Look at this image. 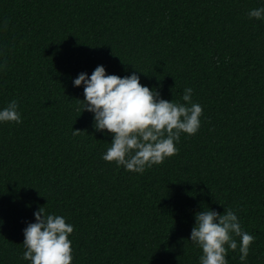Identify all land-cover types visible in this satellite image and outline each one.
Segmentation results:
<instances>
[{
    "label": "trees",
    "instance_id": "trees-1",
    "mask_svg": "<svg viewBox=\"0 0 264 264\" xmlns=\"http://www.w3.org/2000/svg\"><path fill=\"white\" fill-rule=\"evenodd\" d=\"M264 0H0V264L23 259L35 212L73 226L72 264H200L196 213L232 208L264 264ZM203 108L195 135L143 173L103 155L113 136L84 111L97 66ZM84 111V112H83ZM79 135H73L74 130ZM225 208V209H224Z\"/></svg>",
    "mask_w": 264,
    "mask_h": 264
},
{
    "label": "clouds",
    "instance_id": "clouds-1",
    "mask_svg": "<svg viewBox=\"0 0 264 264\" xmlns=\"http://www.w3.org/2000/svg\"><path fill=\"white\" fill-rule=\"evenodd\" d=\"M250 18H264V7L252 9ZM74 85L84 87V111L94 114V127L113 136L111 146L103 155L126 170L143 173L146 167L163 163L178 153L176 142L181 133L195 135L200 126L203 108L192 101V88H185L183 101L161 98L158 90L140 82L135 72L120 77L106 74L97 66L89 77L80 73ZM83 111V112H84ZM0 122L21 123L18 102L12 100L0 110ZM74 130L73 135H79ZM225 209V208H224ZM34 223L24 229L23 259L31 264H72L73 249L69 236L74 228L62 216L47 214L44 207L35 212ZM190 241L202 249L200 264H228V249L238 247L234 237H240V259L246 260L254 236L245 232L232 208L223 214L208 208L195 215ZM2 223V222H0Z\"/></svg>",
    "mask_w": 264,
    "mask_h": 264
}]
</instances>
